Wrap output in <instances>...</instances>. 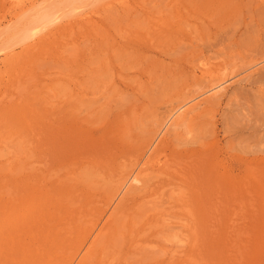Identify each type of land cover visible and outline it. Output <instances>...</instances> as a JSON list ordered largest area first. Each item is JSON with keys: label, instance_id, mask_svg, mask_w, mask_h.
<instances>
[{"label": "rangeland", "instance_id": "obj_1", "mask_svg": "<svg viewBox=\"0 0 264 264\" xmlns=\"http://www.w3.org/2000/svg\"><path fill=\"white\" fill-rule=\"evenodd\" d=\"M73 1L0 0V264H264V0Z\"/></svg>", "mask_w": 264, "mask_h": 264}, {"label": "bare ground", "instance_id": "obj_2", "mask_svg": "<svg viewBox=\"0 0 264 264\" xmlns=\"http://www.w3.org/2000/svg\"><path fill=\"white\" fill-rule=\"evenodd\" d=\"M78 1H80V0H75V1H73V2H71V3H67L66 4V6L65 7H63V9H67V8H69L70 9V7H72L73 5V7H75V5H77L78 3L80 4V2H78ZM86 2V1H85ZM78 4V5H79ZM61 7H62V5H61ZM60 6H57V8H52V9H50L49 11H48V13L49 14H51V18H49V19H41L40 21H39V23L37 24V26L35 27V28H33L31 31H30V34H38L39 32H41L42 33V31H44L46 28H48L51 24L53 25V24H55L56 22H58V21H60L61 20V16H60V12H61V8ZM78 8V7H77ZM62 9V10H63ZM80 10V9H79ZM75 11H77L76 10V8H75ZM64 15V14H63ZM8 30V29H7ZM2 34V33H1ZM31 38V37H30ZM12 46H10V48H11ZM10 48H7V49H10ZM7 49H5V50H7ZM1 52V51H0ZM170 118V117H169Z\"/></svg>", "mask_w": 264, "mask_h": 264}]
</instances>
